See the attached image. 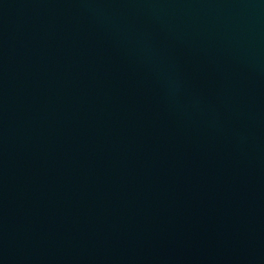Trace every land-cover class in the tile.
I'll return each instance as SVG.
<instances>
[{
    "label": "water",
    "instance_id": "1",
    "mask_svg": "<svg viewBox=\"0 0 264 264\" xmlns=\"http://www.w3.org/2000/svg\"><path fill=\"white\" fill-rule=\"evenodd\" d=\"M0 264H264V0H0Z\"/></svg>",
    "mask_w": 264,
    "mask_h": 264
}]
</instances>
